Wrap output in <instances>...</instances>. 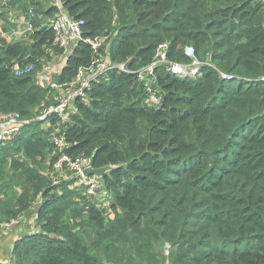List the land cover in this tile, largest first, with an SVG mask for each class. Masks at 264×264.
Listing matches in <instances>:
<instances>
[{
    "label": "trees",
    "instance_id": "16d2710c",
    "mask_svg": "<svg viewBox=\"0 0 264 264\" xmlns=\"http://www.w3.org/2000/svg\"><path fill=\"white\" fill-rule=\"evenodd\" d=\"M46 1L42 12L36 0H0V20L63 10L85 23L84 38H105L111 60L130 72L94 83L64 119L38 120L59 103L37 77L66 51L38 19L29 42L9 41L0 27V121H29L0 143V220L24 218L38 204L40 227L14 243L8 264H264V3ZM162 45L172 63L211 66L196 77L158 68L156 109L135 74ZM92 57L81 42L54 81L70 85ZM17 65L34 70L17 76ZM55 130L73 161L114 167L103 178L108 207L82 193L79 179L55 185L44 172L58 158Z\"/></svg>",
    "mask_w": 264,
    "mask_h": 264
},
{
    "label": "built area",
    "instance_id": "2783aa9c",
    "mask_svg": "<svg viewBox=\"0 0 264 264\" xmlns=\"http://www.w3.org/2000/svg\"><path fill=\"white\" fill-rule=\"evenodd\" d=\"M21 1L30 2V0H6L8 4L17 3ZM264 3V0H256ZM55 5L60 7V2L57 0ZM38 19L40 23L48 26L55 34V44L60 48L67 51L68 49H75L81 42H86L90 45L93 51L92 64L87 68H82L78 76L70 85H58L55 81L50 82V86L54 90H62L68 88L69 95L58 106H52L43 111L38 120L45 121L53 115H59L64 119L65 113L72 107L77 99H86L88 91H90L94 83L99 82L103 77H106L111 71L130 72L125 64H118L113 62L110 57V52L106 51L105 38H84L83 27L85 23L81 20H76L69 17L63 10H60L54 18H46L43 14H39L35 8H31L27 17L24 18V24L29 33L33 32L34 28L32 21ZM168 45H162L157 51L153 62L136 72L139 82L144 84V91L147 93V104L152 108H159L162 105V98L156 90V71L161 66H165L169 72L178 77H196L199 75V69L203 65L211 66L210 62L200 63L195 62L192 64H176L168 59ZM190 53V52H189ZM190 55V54H189ZM34 70V65L21 68L20 66L14 67V73L17 76H25L31 74ZM224 78H228L223 75ZM154 86V89H153ZM47 87V86H46ZM33 121V120H32ZM29 121L22 120L20 115L11 114L3 116L0 121V143L3 140L14 137L19 134L25 124ZM51 143L54 147V155L58 158L52 163V170L55 173L70 172L78 180L77 185L79 188L86 186L89 196L97 197L100 192H103V184L95 177L85 178L83 171L92 165L90 159L80 158L73 161L70 156L65 153L68 147L65 136L60 134L59 130H55L51 135ZM53 181V179H52ZM55 185L59 182L53 181ZM106 194V193H103ZM90 196V197H91ZM97 201V200H96ZM98 202V201H97ZM100 203V202H99ZM104 203V202H101ZM38 217V216H37ZM21 219L6 223L8 226H18L21 224Z\"/></svg>",
    "mask_w": 264,
    "mask_h": 264
},
{
    "label": "rangeland",
    "instance_id": "374dc122",
    "mask_svg": "<svg viewBox=\"0 0 264 264\" xmlns=\"http://www.w3.org/2000/svg\"><path fill=\"white\" fill-rule=\"evenodd\" d=\"M36 1L42 5V12H44L50 5V3H48L46 0H36ZM23 20H24L23 15L21 13H19L17 15L12 16V17H8L9 24H4L2 21H0V27L4 26L5 31H6L5 37L8 38L9 41H12V42H17V41L29 42V32L27 31L25 24H23ZM108 50H109V46L106 48L107 53H108ZM191 50H192V48L188 49V52H190L188 54H190L192 56ZM73 51L74 50H72V49H68L66 51L65 55L56 57L55 60L52 61V63H50L49 68H47L45 71H43L41 74L38 75L39 81L42 82L43 76H48V75H52V77H53L52 80H54V75L56 73L60 72L62 65H64L67 62L69 55L72 54ZM45 85H47V87H49L50 82H46ZM69 92H70V90L68 88H64L62 90H56L55 94L53 95V98H54V100H56L57 103H61L64 99H66L68 97ZM43 128L49 129V124H44ZM44 172H46V174L49 175L53 179V181H56L59 183H62L65 181H72L75 178L72 173L67 172V171L55 173V172H53L52 167H48V166H46ZM97 180L101 181L103 184V179L97 178ZM103 189H104V184H103ZM81 192L82 193L88 192V188L86 186H84L81 189ZM103 193H106V194H103ZM92 198L97 200L100 203L106 202L107 207L112 203L110 201L111 195H110V193L106 192L105 189L103 190V192H100L97 195V197H95V198L92 197ZM108 203H110V204H108ZM31 211H32V215H33L32 219L35 220L34 217L36 216L37 211H38V204H36L31 209ZM2 222L3 221L0 220V230H3V228L5 229V227L2 226ZM14 228H16V226H11V230H13ZM5 233H6V231L3 232V235H5Z\"/></svg>",
    "mask_w": 264,
    "mask_h": 264
},
{
    "label": "crops",
    "instance_id": "0c3cea01",
    "mask_svg": "<svg viewBox=\"0 0 264 264\" xmlns=\"http://www.w3.org/2000/svg\"><path fill=\"white\" fill-rule=\"evenodd\" d=\"M19 13L20 12H17V11H11V12H9L8 17H12V16L17 15ZM23 24H24V20H23ZM65 65H66V63L64 65H62V68ZM47 68H49V67H47ZM62 68H61V70H62ZM52 78H53L52 75L43 76V78H42L43 83H42L39 81V78L37 77V81L46 87L47 86V85H45L46 82L54 81V80H52ZM37 213H38V211H37ZM32 216H33L32 211H30L28 214L25 215L24 218H22L21 224L16 226V228H14L13 230H11V226H8L6 224L8 222H5V221L2 222V226L5 227L6 230L4 228H3V230H0V262L1 263L8 264L11 262L12 248H13L14 243L17 240H19L21 237H23L25 235H30V234H33V233L40 231V227L37 224V214L34 217L35 220L32 219ZM4 231H6L5 235H3Z\"/></svg>",
    "mask_w": 264,
    "mask_h": 264
},
{
    "label": "water",
    "instance_id": "95a60500",
    "mask_svg": "<svg viewBox=\"0 0 264 264\" xmlns=\"http://www.w3.org/2000/svg\"><path fill=\"white\" fill-rule=\"evenodd\" d=\"M5 12H7V10H5ZM113 169H114L113 166H106V167H103V168H94V166L91 165L90 167L84 169L83 175L87 179L91 178V177H96L98 179H103Z\"/></svg>",
    "mask_w": 264,
    "mask_h": 264
},
{
    "label": "bare ground",
    "instance_id": "6f19581e",
    "mask_svg": "<svg viewBox=\"0 0 264 264\" xmlns=\"http://www.w3.org/2000/svg\"><path fill=\"white\" fill-rule=\"evenodd\" d=\"M21 117V116H20ZM75 177V176H74ZM97 179V178H96Z\"/></svg>",
    "mask_w": 264,
    "mask_h": 264
}]
</instances>
